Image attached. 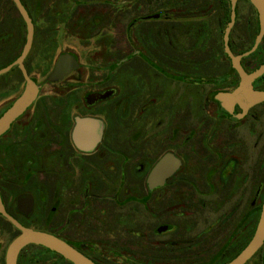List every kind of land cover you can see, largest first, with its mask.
I'll return each mask as SVG.
<instances>
[{
  "label": "flooded vegetation",
  "instance_id": "flooded-vegetation-1",
  "mask_svg": "<svg viewBox=\"0 0 264 264\" xmlns=\"http://www.w3.org/2000/svg\"><path fill=\"white\" fill-rule=\"evenodd\" d=\"M8 1L6 8L0 6V14L21 18ZM19 1L24 10L26 3L30 6L25 10L29 18L41 19L44 0ZM118 1L113 0L118 15L129 17L120 35L126 46L119 45L116 33L106 44L103 37L96 38L85 47L92 50L84 63L70 50L54 56L58 41L49 33L35 46L37 20L30 18L33 41L22 65L37 93L0 135V202L22 227L32 228L26 224L40 219L43 227L32 229L54 235L94 264H139L136 241L143 231L167 236L164 254L153 251L149 264H227L252 239L264 193V151L256 148L260 127L264 130V102L246 112L235 104L227 114L216 101L239 83L222 42L231 3L128 0V7H121L125 2ZM105 3H79L93 11L90 20L83 22L77 15L74 22L69 20L73 26L57 29V34L89 42L104 30L95 28L97 22L116 11L94 14ZM234 11L228 47L239 56L253 46L258 14L249 0H235ZM223 20L226 26L219 38ZM151 23H159L156 30ZM5 30L12 39H0V69L16 60L25 43L15 30ZM37 48L41 58L52 61L41 83L32 73ZM61 56L77 66L60 80L48 81ZM263 62L264 35L254 52L241 57L240 65L250 74ZM12 73L17 77L11 81ZM24 83L17 66L0 75V118L20 97ZM44 86L48 89L40 95ZM252 88L264 89V73ZM80 120L89 122L75 139ZM166 155L172 159L171 170L162 184L150 188L151 173ZM18 232L0 216V264H5L7 250L1 239L9 236V245ZM260 250L258 263H253L254 255L244 264H264V242ZM54 256L59 261L52 264H72Z\"/></svg>",
  "mask_w": 264,
  "mask_h": 264
},
{
  "label": "water",
  "instance_id": "water-1",
  "mask_svg": "<svg viewBox=\"0 0 264 264\" xmlns=\"http://www.w3.org/2000/svg\"><path fill=\"white\" fill-rule=\"evenodd\" d=\"M18 14L21 16L23 23L25 24V43L21 48V52L14 62L7 65L5 68L0 69V75L7 73L13 66L17 68L22 73V77L25 80L24 89L20 97L14 101L11 107L5 112L3 117L0 118V135H2L10 126V124L15 120L22 112L34 101L37 88L33 82L27 76L24 68L23 62L26 58L30 46H32L33 41V24L31 19L28 17L27 13L24 10V6L20 3L19 0H11ZM231 3V14L229 15V21L226 28L222 34V42L224 46V53L228 57L231 68L237 74L239 78V83L236 89L230 93H221L216 97V101L219 103L222 111L230 114L232 107L235 104H238L239 108L246 112L251 106L264 102V89L260 91L252 90V82L259 78L264 73V62L258 67L257 70L253 71L250 74H246L243 71V68L240 65L241 57H247L252 52H254L261 41L264 35V0H249L251 4L257 11L258 26L259 31L255 36L253 46L247 52H244L242 55L233 56L229 51L228 47V35L231 32V29L234 24L235 11L234 3L235 0H229ZM77 66L74 61H70L66 56H61L58 59L57 64L53 67L50 72L47 80L54 81L57 79L63 78L70 69ZM89 120H80L76 122L74 128V138L77 139L78 134L81 131V128ZM94 124H96L94 122ZM175 162H173V165ZM172 159L169 155L164 156L161 161L157 163L154 167L150 180H148L149 187H153L157 184H162V180L171 170ZM18 210L22 211L20 208V200L17 202ZM28 207H31V202L28 201ZM6 212L3 209V206L0 202V216L6 219L11 225L17 228L18 235H16L12 241L9 243L7 250L5 251V264H16V258L19 251L25 248L28 245H36L43 247L49 251L54 252L61 256L63 259L71 262L72 264H94L90 259L81 255L78 251L74 250L72 246L67 243L59 240L54 235L47 232L36 231V229L25 228L18 224L16 220L5 214ZM264 242V200L260 207L259 218L256 222L254 235L249 241L247 246L242 252H240L236 257H234L227 264H244L249 258L253 257L255 253L262 247Z\"/></svg>",
  "mask_w": 264,
  "mask_h": 264
},
{
  "label": "rangeland",
  "instance_id": "rangeland-1",
  "mask_svg": "<svg viewBox=\"0 0 264 264\" xmlns=\"http://www.w3.org/2000/svg\"><path fill=\"white\" fill-rule=\"evenodd\" d=\"M0 6H5V8L7 7V3L8 0H0ZM7 1V2H6ZM96 0H44V9L40 11L39 15H41V19L37 20L35 23L36 26V42L35 44L38 42V45L35 46H40L39 42L44 40V32L47 34L49 33L51 38H55V41H58V44L55 43V49H54V56L58 55L59 53H63L66 51H71L74 54L77 55L78 59L80 60V62L84 63V59H85V54L92 50V49H86L85 47H87V45L89 43H93L94 40L99 39L101 40V38L103 37L104 43L106 44L105 40L107 38H115V33L116 36L119 40V45L121 47L126 46V43H124L122 37H120L121 35V31L124 30V25H126L127 21H128V16L127 14H120L118 15L119 12V6L118 4L113 3V0H98L99 2H106L104 7L98 8L96 7V10H94V14L95 12H99V14L102 16L103 12H108V11H114L116 8V11L114 12V15L111 16H107L106 14L104 15L103 18V23H101L100 21L97 22V25H95L96 29H104V30H100L101 32L94 36V38L92 40H90L89 42L85 41V40H79L76 39L74 37H71L69 35L67 36H61L60 33L57 34V29L60 32H62L63 28H68L71 27V25L73 26L74 24H70L73 20L77 19V15H79L80 18L83 19V22L87 21L89 18L90 20V15L93 14V11L87 7H81V5H86L88 6V4L90 5L92 2H95ZM128 0H119V2H125ZM75 3V4H74ZM77 3V4H76ZM81 5H80V4ZM111 4V5H109ZM114 4V5H113ZM100 5V4H98ZM128 3L125 2L124 5H122L121 7H125L127 6ZM128 7V6H127ZM47 8V9H46ZM46 9V11H45ZM110 9V10H109ZM56 12V13H55ZM1 16L3 14H0ZM10 19L13 18L15 26L10 27V30H15V27H20V22L18 21L19 19L17 18L16 14L12 13L10 14ZM0 16V18H1ZM74 17V18H73ZM94 17V16H92ZM96 17V15H95ZM72 18V20H71ZM97 18V17H96ZM18 19V20H16ZM12 20V19H11ZM69 20H71V22H69ZM225 20H223L222 22V26H220V31H219V38L221 33L223 32V29L225 28L226 24H225ZM159 23H151L150 24V28L152 30H156V27H158ZM85 26V25H84ZM84 26L80 25V28H83ZM120 26V27H119ZM86 27V26H85ZM118 27V28H117ZM69 29V28H68ZM159 31V30H157ZM66 32V31H65ZM84 35L88 34V32H83ZM12 34L11 32H7V30H5L4 28L0 29V39H4V40H9L12 39ZM83 36V35H81ZM114 36V37H113ZM119 36V37H118ZM79 37V36H78ZM218 38V39H219ZM95 43V42H94ZM2 43L0 44L1 47ZM96 46L93 47V51L95 50ZM38 53V55H37ZM36 54V59L33 60L34 61V65L32 67V73L34 74L37 82L41 83L42 79L44 78L45 75H47L48 71L51 68L52 65V61H48L47 60V56L41 58V53H40V49L37 48L35 49L34 52V56ZM116 58V56L114 57V59ZM100 59V58H99ZM47 60V61H46ZM17 75L12 73L10 76L11 81L13 79H16ZM47 86H44L42 88H40L39 90V94L42 95L47 91ZM263 126L260 127V135L258 138V145H257V152H259L260 150L264 151V136L262 135V133L264 132ZM224 129V128H223ZM240 130H244V129H239ZM220 131H222V129H220ZM256 134V133H255ZM256 137V135H255ZM260 165V164H259ZM260 168V167H259ZM263 196L264 193L262 195V201H263ZM261 201V202H262ZM145 211V209H144ZM148 211L149 214L152 213L151 209L148 207ZM154 215H149L148 219H154ZM256 220H258V213H256V217L254 220V224L256 225ZM38 222H40V219H38L36 221V219L34 218L33 220L29 221L26 225L32 227V228H42L43 226L41 224H38ZM41 223V222H40ZM17 229V228H15ZM16 232V230H15ZM15 232H12L10 234L11 236H14ZM144 236H142L141 240L138 242L136 241V243H140V254H138V259H139V264H149V262H152V258L150 257L151 255L154 254V252H156L155 254H164V250H163V244H164V240L167 238L166 235L164 236H154L151 235L150 232L148 231H143ZM158 241V242H155ZM3 243L2 247H5L7 249L8 244L7 242L9 241V236H7V238H3L1 239ZM161 242V243H160ZM152 246L155 247V250H150V248H152ZM136 248V246L134 247ZM132 249V247H131ZM262 250V249H261ZM260 250V252H258L256 255V257L253 258V263L257 262L258 263V259L260 258V256L262 255V251ZM154 251V252H153ZM127 255V254H125ZM132 258V257H131ZM134 260H138L136 258V256H133ZM147 261V263L145 261ZM58 258H56L54 256V254H48L46 251L42 250V249H38L36 247H32V246H28L26 248H24V251H22L21 256H20V260H19V264H52V262H58ZM142 261V262H141ZM60 263V262H59ZM156 264H164L162 262H154ZM62 264V262L60 263ZM66 264V263H64Z\"/></svg>",
  "mask_w": 264,
  "mask_h": 264
},
{
  "label": "trees",
  "instance_id": "trees-1",
  "mask_svg": "<svg viewBox=\"0 0 264 264\" xmlns=\"http://www.w3.org/2000/svg\"><path fill=\"white\" fill-rule=\"evenodd\" d=\"M10 2V1H8ZM1 3V1H0ZM11 3V2H10ZM26 6L27 8L28 7V4L26 3ZM31 8H33L34 4L32 3L31 4ZM27 8L25 10H27ZM1 16V15H0ZM30 18L32 19L33 22H35L37 20V17L36 16H30ZM18 19L20 21V27L17 28V30H15V33L17 35V39L22 41L23 43L25 42V32H24V24H23V21L21 20V18L18 16ZM13 21H11L10 17L8 16H5L4 14L1 16L0 18V29L4 28V29H9L12 25ZM10 30V29H9ZM14 31V30H13ZM256 34V33H255ZM20 49V48H18ZM10 62H7L6 64L2 65L3 67L6 66L7 64H9ZM258 252H260V249L258 250ZM257 252V253H258ZM256 255V254H255ZM261 258V257H260Z\"/></svg>",
  "mask_w": 264,
  "mask_h": 264
}]
</instances>
